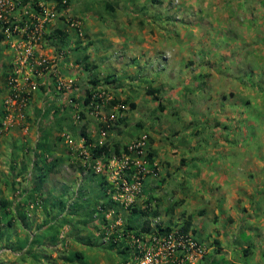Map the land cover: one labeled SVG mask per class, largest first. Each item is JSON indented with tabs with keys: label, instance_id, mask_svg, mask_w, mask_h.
<instances>
[{
	"label": "crops",
	"instance_id": "0c3cea01",
	"mask_svg": "<svg viewBox=\"0 0 264 264\" xmlns=\"http://www.w3.org/2000/svg\"><path fill=\"white\" fill-rule=\"evenodd\" d=\"M21 1L16 2L20 4H15V0L5 1L2 14L8 20H22L25 16H38L43 11L40 5L44 4L54 16L45 24L44 35L36 41L29 42L23 28L9 35L0 33L4 35L0 37V66L2 62L5 66H14L29 51L37 59L46 60L29 86L34 88L32 101L28 105L19 103L14 126L0 133V193L10 188L1 181L2 176L8 182L5 177L8 175L4 174L8 168L16 175L19 171V178L24 171L27 175L37 174L34 178L43 181L44 192L47 183L43 175L51 171L55 176L47 188H50L47 195L52 205L49 211L52 221L60 223V231L45 235L46 228L6 235L13 247H0L4 253L0 255V264H30L32 260L38 264H79L74 259L76 251L72 259H58L57 252H49L52 245L47 242L62 245L70 242L69 251L74 244L82 243L84 248L78 250L82 251L83 259L95 257L90 249L95 245L86 238L94 236V232H87L84 226L79 229L77 223L102 220L120 206L108 200L101 176L104 171L96 168L104 165V160L102 156L93 158L90 149L92 143L104 144L105 134L109 133L101 127L103 116L100 114L104 109L96 108L99 104L95 102L86 104L87 95L82 97L80 90L86 88L87 94L92 93L110 80L116 83L117 89L108 106V111H113L109 115L118 111L126 117L128 109H133L131 102L136 104L135 110L139 109L143 94L152 101L154 110L162 102V115L169 114L170 109L176 113L201 110L206 114L199 124L188 115L184 125L191 139H185L179 128L168 132L171 125L164 122L162 129L150 124V129L139 135L148 136L152 162L147 164L151 171L145 184L148 196L137 201L138 210L146 211L148 219L154 215L153 220L166 227L191 221L190 230L199 234L208 247L203 264H243V257L253 254L254 249L257 257L253 255L254 262L264 264V28L259 24V30L251 21L246 23L244 30H249L248 34L254 30L257 33L241 45L240 38L229 37L225 24L230 15L247 6L239 7V0H231L232 6H226L228 0H217L218 5L211 9L203 4L195 6L199 0ZM193 7L198 9L193 11ZM260 12L264 13V7ZM213 13L220 16L213 17ZM166 16L169 20L165 21V27L162 20ZM207 17L205 35L201 37L200 32L195 37H187L188 30H203ZM125 29L130 37L125 35ZM231 40L230 46L239 49H231L227 56L226 49L221 47H226ZM97 41L99 49L95 47ZM58 52L62 55L56 61L54 55ZM219 57L230 64L236 61L234 71L218 67ZM157 60L160 73L153 74L150 78L153 84L146 85L142 79H149V72L138 73L140 67L136 63L148 61L155 71ZM98 69L99 76L95 74ZM242 72L260 77V83L247 84L241 80ZM7 74L0 68L3 93L0 97L4 102L10 95L5 82ZM139 79L141 85H138ZM258 86L263 89L258 91ZM149 87L157 89L160 100L147 93ZM220 91L224 93L223 105L210 94L217 95ZM202 92L209 93L210 97L206 100L199 96ZM241 93L246 102L236 103L232 95ZM5 109L0 100V122ZM253 116L256 121L252 120ZM143 119L144 116L136 124L143 126ZM250 126L256 130L251 139V149L253 146L255 149L249 153L242 150L245 140H239L251 133ZM84 129L91 137V144H86ZM255 140L257 145L253 144ZM65 170L71 175L70 181L63 180ZM12 172L7 173L9 178ZM170 185L174 194L167 203L169 210L164 212L165 219H161L162 206L166 205L162 193ZM25 188L28 187L25 185ZM156 192H160L159 197ZM41 208L43 213H39L48 216L44 212L46 207ZM115 216L111 219L113 223L117 220ZM122 221L133 222L130 218ZM8 253H11L9 260Z\"/></svg>",
	"mask_w": 264,
	"mask_h": 264
},
{
	"label": "rangeland",
	"instance_id": "374dc122",
	"mask_svg": "<svg viewBox=\"0 0 264 264\" xmlns=\"http://www.w3.org/2000/svg\"><path fill=\"white\" fill-rule=\"evenodd\" d=\"M209 1L210 2L208 4H204L205 2H207V0H199L198 3L195 4V6L203 4L204 7L208 6V7H210L209 9H211L213 6H215V4L218 5L217 0H209ZM228 1H227L228 3L226 4V6L231 5V0H228ZM239 4H240L239 7H242L244 9V7L247 6V8L244 10L241 9L243 11H240L239 13H235L233 15H230L227 23H225V24L228 27L227 34L229 35V37H231V39H235V38L239 39L240 38L241 39V45H242V43H245V41L247 42L249 40V37L252 38L253 33H255V34L257 33L256 30H254L248 34L247 31H249V30H244L246 23L251 21L253 23V26L256 27V29H259V26H258L259 24L261 25L260 26L261 28H264V13L260 12V8L262 11V8L264 7V3H262L260 0H246L245 3L241 0H239ZM233 6H235V5H233ZM193 8H194L193 11H196L198 9V7H193ZM245 10H247L248 12H246ZM211 16L218 18L220 15L213 13ZM168 20L169 19L166 16V18L163 19L162 21L165 22ZM164 22H162V24L166 27L167 26L166 22L165 23ZM203 22L205 24V25L203 24L204 25L203 27L201 26L203 28V30L200 28L197 29L195 32L188 30V32H187L188 36L187 37H189V38L195 37L196 33L199 34L200 32L202 33L201 37H203L205 35V29L204 28H205V26H207L206 25L207 22H209L208 17L205 18V21H203ZM173 23L174 22L171 21L170 25H172ZM124 31H125V35H127L129 32L127 29H125ZM164 31L166 32V29H164ZM261 34L263 35V32H261ZM127 36L130 37L129 35H127ZM246 38H248V40ZM232 42H233V40H231L230 43H228V45L226 47L225 46L221 47L222 50L226 49V51H224V54L227 53V56L229 54H231L230 53L231 49H233V51H235L236 48L239 49V47H235L234 45H232L233 47L230 46L232 44ZM95 47L98 49L100 48L98 41H97V44L95 45ZM126 47L127 46H125V48ZM149 63L150 62H148V61H143V62L138 61V63H136L137 66L140 67L138 70V73H139V71H140V74H145V73L149 72V79H145V78L142 79V82L146 85L153 84V80H151L150 78H152L153 74L158 75L160 73V69H158V67H159L158 60L155 62V68H156L155 71L153 70L152 66ZM216 64L222 70L231 72V71H234V69H235L236 61L231 62V64H230V63H226V62L222 61V57L221 58L219 57L218 60L216 61ZM100 71L101 70L98 69L97 71H95V74L99 76ZM141 72H143V73H141ZM139 80L140 81L138 82V85H141V79H139ZM229 80H231V79H229ZM241 80H245V82H247V84H249V85L254 83L255 81L257 82V84L260 83V77L257 78V77H254L253 75L251 76V74L249 72H244ZM2 82L5 83L6 81L5 82L2 81ZM0 85H1V82H0ZM107 86H109L111 92H108V89L106 88ZM99 87L100 88H97V91L105 90L107 92V94L110 93V95H112L113 97L115 96V91L117 89V85H116V83L112 82V80H110L108 83L105 82L104 84H101V86H99ZM262 89L263 88H261L259 86L257 87L258 91H260ZM7 90H8V88H7ZM80 91L81 92L83 91L82 97H85V95H87L86 88H82ZM1 94H3L2 93V87H0V95ZM210 94L213 95V100L216 101L218 99L219 103H221V105H223L222 103H223V97H224L223 94L224 93L222 91H220L219 94H217V95L213 94L211 92H210ZM210 94L207 92L206 93L202 92V93H199V96L200 95L202 97L204 96L205 99L207 100L210 97L209 96ZM244 96L245 95H243V93H241V95L240 94H233L232 98H234V101L236 103H239L241 101L245 103L246 99ZM228 97L230 99L229 94H228ZM140 98L142 99V101L140 102L139 109H136V110L135 109H128L126 117H125V115H120V117L118 119H115L112 121H109V118H110L109 114L113 111L112 110L108 111L109 110L108 106L110 105L111 100H105L104 103L101 105L103 107L104 111L100 115L103 116V123H106V125L109 128L107 131L109 133L105 134L106 135L105 136L106 137L105 143H108L110 145V150L102 154V158H103L104 163L106 165H109L110 160L112 159V155L126 151L125 147H128L136 139L142 137L143 135L142 136H139V135L141 133H143V131L149 130L150 129L149 127L151 126L150 124H152V126H153V124H157L158 129L163 128V126L161 124H164V123L170 124L171 127L167 130L168 132L169 131L172 132L176 128L177 129L179 128V129H181V131L183 133L182 135L185 139H191L192 136H190V134L188 135V132L186 131V127L184 125L188 121V117H189L188 115L191 114L192 117L197 121L196 122L197 124H199L198 121L206 118V114L201 110L200 111L193 110L192 112H188L187 110H185V111L179 110L178 113H176L174 110L170 109L169 114L162 115L160 108L158 109L156 107V109L154 110V108L151 104L152 101L148 100L147 95L143 94L142 96H140ZM0 100H2V105L4 106L5 105L4 100L1 99V97H0ZM106 102H107V104H106ZM28 104L29 103H27V105ZM101 106H98V107L96 106V108H100ZM145 109H147V110H145ZM193 112H195V113H193ZM114 113H119V112L116 111ZM160 114L162 115V117ZM142 116H144L143 126H139L136 123L139 119H141ZM161 118H163V121H159V119H161ZM255 118L256 117L253 116L252 120L256 121ZM245 127H246V125H245ZM229 128H232V125ZM254 130H256V127L250 126L249 131H251V133L249 135H247V137H245V139L239 140L237 138L239 141L245 140V142L242 143V146H243L242 150L247 151L249 153L251 152L250 150L255 149L254 148L255 146H253V149H251L252 148V140L251 139H253L252 132ZM254 135L258 136V134H254ZM102 136H103V134H102ZM147 138H148V136H147ZM174 139L175 138L173 137V140H172L173 142H175ZM255 142H256V140L253 142V144H255ZM256 145H257V142H256ZM239 148L241 149V147H239ZM147 151H148V148H147ZM236 161H237V158H236ZM9 162L11 163V158H10ZM9 167H11V166L9 165ZM5 171L6 172H4V174L8 175V176H5V177H7L8 182H5L4 179L2 178V176H1V181L5 184L8 183L10 188H7L8 189L7 191L1 190V193H3V194L0 193V221H1L0 222V247H9L7 245V240H6L7 238H5L6 235H10V234L15 235L14 233H21L25 230L46 229L47 228L45 235L57 234L60 231V223L58 221H56V222L52 221L51 211H49L50 210L49 205H51V201H50L51 197L48 196V195H50V190H49L50 188L47 189L48 187H50V185L48 183H53V180H54L53 177L55 175H53V173H51V171L44 173V175H43L45 178L44 181H46V183H47L46 189H44L45 190V192H44L43 190H41V188H43L42 187L43 181L40 180L39 178L37 179V177L34 178V176H36L37 174L27 175V173H25V171H24V172H21V178H19V175H20L19 171L17 172V175L14 173L12 168H8V170H5ZM7 171H9V172H7ZM88 171L91 173V170H88ZM110 171H111V168H109L107 170V172L102 173L101 176L104 180V185L106 188L105 192H107V194L109 196L108 200L115 201V198L119 193H117V188H116L115 183L108 180V176L106 173H110ZM10 172H12L11 178H9V174H7ZM65 173L66 174L63 175V177H64L63 180L64 181H68V180L70 181L69 178H71V175L68 174L67 170H65ZM95 173L97 174L98 172H95ZM9 179H11V181H9ZM26 179H27V182H26ZM23 181H25L26 184H23L22 183ZM145 184H146V179H145ZM25 185L28 188H25ZM161 185H162V183H160V186ZM47 193H48V195H47ZM159 193L160 192H156L155 195L159 197ZM176 193H177V191L175 192V195H176ZM27 194L29 196H27ZM173 194H174L173 185H170V187L168 186L166 189V192L164 191L162 193L163 200L165 201V204H166V205L162 206V212H161L162 214H164L165 211L169 210V208L167 207L169 204H167V203H168V201H170ZM147 196H148V193H147V190H145V193L143 196H141V199L142 200L146 199ZM141 199H139V200H141ZM42 206L46 207V209H44L45 210L44 212L48 216H45L44 214L39 213V212L43 213V211H42L43 208H41ZM119 206H120V208L116 209L115 211H111L110 217L105 215L102 217V220L93 221L92 223L91 222H86L84 224L83 223H77V224H79V226H77L79 229H83V226H84L87 232H89V233L94 232L93 233L94 236L86 237V238H89L91 240V244L95 245V246H91V248H90L91 250H93V256H95L94 258H92L90 260L89 259H83V258L80 259L79 257H76L74 255V259L76 261H78L79 264H85V263L89 264L90 261L91 262H94V261L98 262L96 264H124L127 261L125 255H123V253L120 252V249L125 244L126 239H123L122 236H120V235H118V237H115L113 239L112 238L113 236L109 235V233L107 232V228L110 226V223H113L111 221V219L115 215H116L115 216L116 219L118 221H121V223L124 222V221H122V218H130L131 221L134 222V223L133 222H127V223L124 222V228H128V229L130 227H135L137 229L141 228L143 225L142 223L145 220V218L140 213L134 214V212H133V209H139L137 201L133 205H130L129 207L122 206V205H119ZM51 209H52V205H51ZM171 212H172V210L170 209L169 215ZM123 215L126 217H124ZM11 217H13V219H11ZM30 217H31V219H29ZM47 217L50 220L47 221V219H48ZM165 217H166L165 214L160 216L161 219H165ZM153 218H154V215L149 217V223H152ZM16 219H18V220L16 221ZM86 219H89V218L86 217ZM168 223H169V221H168ZM135 224H137V225H135ZM64 236H66V235L64 234ZM196 236L198 238H201L199 236V234H197ZM11 238H13V237L11 236ZM86 238H85V240H86ZM9 240H11V239L9 238ZM64 240L66 241V238H64ZM115 240L119 241L118 247L112 246V242ZM252 240H254V239L252 238ZM81 242H82V239H81ZM47 243L52 245L51 248L49 249V252H53V251L57 252L58 259H72L70 257H72L74 251L82 253V251L78 250V248H84L83 247L84 244H82V243L80 245L74 244L72 250L69 251V248L72 247V244H70V242H68L69 243L68 245L67 244L62 245V244H59V242H47ZM9 245H11V244L9 243ZM10 247H13V246L11 245ZM253 251H254L253 254L243 257V261H242L243 264H259V261L254 262L253 258L256 257V250L254 249ZM251 252H252V250H251ZM3 254H4L3 250L0 249V255L3 256ZM10 255H11V253H8L6 255L7 260H9ZM82 255H83V253H82ZM253 255H254V257H253ZM30 264H38V261L32 260Z\"/></svg>",
	"mask_w": 264,
	"mask_h": 264
},
{
	"label": "built area",
	"instance_id": "2783aa9c",
	"mask_svg": "<svg viewBox=\"0 0 264 264\" xmlns=\"http://www.w3.org/2000/svg\"><path fill=\"white\" fill-rule=\"evenodd\" d=\"M5 1L10 0H0V22L2 21L0 31H5L9 35L19 32L23 28L29 42L36 41L41 35H44L45 24L51 21L54 16L50 10H46L44 4L40 5L43 11L41 10L38 16H33L34 20L29 18L25 20L24 25H13L14 21L11 22L4 13L2 14ZM18 1L21 0H15L14 3L22 2L16 3ZM40 1L44 3L46 0ZM59 58L61 57H54L56 61ZM55 60L53 67L56 66ZM45 62L46 60L37 59L33 51H29L21 56L13 66L12 75L9 78L10 95L5 101L6 111L2 126L5 129L14 126L17 119V107L21 101L24 102L28 98L34 89H30L29 86L33 81L34 74L41 72L39 67ZM106 88L108 92H111L109 86ZM21 96L23 97L21 98ZM95 98L105 101L110 100L113 96L103 90L97 91ZM119 117V113H113L110 115L109 121ZM148 143L147 136L143 135L131 143L126 151L112 155L109 165L96 166L98 171L104 172L111 168L110 173L106 174L108 180L116 185L119 194L116 196L115 202L119 205L129 207L141 199L145 193V179L151 172L147 165L149 164L147 160ZM150 224L148 230H143L142 227L139 229L124 228V222L121 223L118 220L110 223L107 228L109 235L116 233L126 239L121 248L125 251L123 255L127 259L124 264H203L208 247L192 230H184V224L167 229L158 220H153Z\"/></svg>",
	"mask_w": 264,
	"mask_h": 264
},
{
	"label": "trees",
	"instance_id": "16d2710c",
	"mask_svg": "<svg viewBox=\"0 0 264 264\" xmlns=\"http://www.w3.org/2000/svg\"><path fill=\"white\" fill-rule=\"evenodd\" d=\"M92 93H88L87 94V96L85 98V103L86 104H89L91 102V100L93 98ZM147 93L150 94V95H152L155 98V100H160V96L157 94V89L156 88L149 87L148 90H147ZM135 106H136V104L134 102H131V107L133 109L136 108ZM160 110L161 111L164 110V108L162 107V102H160ZM101 127L103 128V130H108L109 129L108 126L106 124H104V123H101ZM82 135L86 138V144H91L90 143L91 142V137L87 134L86 129H84L82 131ZM127 149L128 148L125 147V150H127ZM109 150H110V145L108 143H104V144H101V145L100 144H95V145L92 144V146H91V152H92L93 158H100L103 153H105V152H107ZM151 156L152 155L149 152L148 153V156H147L148 162L149 161L152 162V159L150 158ZM133 212H134V214L141 213L142 215L148 216V213L146 211H140L138 209H133ZM11 219H13V217H11ZM29 219H31V217ZM191 224H192L191 221L187 220L184 223V230H186V231L190 230ZM144 225H145V228H143V230H148L149 229V226H150V223H149V220L148 219L145 221ZM144 225H143V227H144ZM134 228L135 227H130L129 229H134ZM167 229H170V226H168ZM112 236H113L112 238L114 239L115 237H118V234L114 233ZM118 242H119L118 240L117 241L116 240L113 241L112 242V246H117L118 247V244H119ZM7 245L9 247L11 246V245H9V242H7ZM120 252L121 253H124L125 251H123L122 249H120ZM76 257H79L81 259V258H83V255H82L81 252H76Z\"/></svg>",
	"mask_w": 264,
	"mask_h": 264
},
{
	"label": "clouds",
	"instance_id": "9594fccd",
	"mask_svg": "<svg viewBox=\"0 0 264 264\" xmlns=\"http://www.w3.org/2000/svg\"><path fill=\"white\" fill-rule=\"evenodd\" d=\"M31 19V20H34L33 19V16H25V17H23L22 18V20H19V19H17V20H11V22L12 21H14V23H13V25H15V24H19V25H24L25 24V20H27V19ZM1 32H5V31H0V33ZM4 35H0V37H3ZM59 55H62L61 54V52H58V53H56L54 56L55 57H61V56H59ZM60 59V58H59ZM58 59V60H59ZM57 60V61H58ZM0 68H2V71H3V73H8L7 74V78H5V81L7 82V86H8V90H9V78H10V76L12 75V71H13V66H5L4 65V63L2 62L1 63V66H0ZM9 75V76H8ZM113 82V81H112ZM32 91H34L33 89H32ZM32 91H31V93L28 95V98L23 102V101H21L20 103H23L24 105H27V103H30L31 101H32V98H33V94H32ZM10 92V91H9ZM97 92V90H95L93 93H92V95H93V98H92V100H91V102H95V103H97V104H99V106H101L103 103H104V101L103 100H101V99H96L95 98V93ZM10 94V93H9ZM24 95H26V94H24ZM23 96H21V98H22ZM113 98H111L110 100H112ZM6 108V107H5ZM6 110V109H5ZM4 117H5V112H4V116H3V118H2V120H1V122H0V133H4V132H7V131H9L12 127H9L8 129H5L4 127H2L3 126V122H4ZM17 120V119H16ZM106 124V123H105ZM4 128V129H3ZM92 144H94V143H92ZM92 144L90 145V149H91V146H92ZM95 145V144H94ZM150 152V150H149V147H148V153ZM152 155V154H151ZM151 161H149V163H150ZM148 219V216L146 217V219H145V221ZM149 220V219H148ZM145 223V222H144ZM144 225V224H143ZM143 225H142V228H145V225H144V227H143Z\"/></svg>",
	"mask_w": 264,
	"mask_h": 264
}]
</instances>
